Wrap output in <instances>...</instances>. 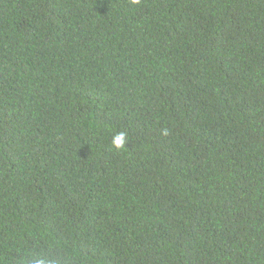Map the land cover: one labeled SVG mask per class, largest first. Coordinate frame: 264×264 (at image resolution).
Masks as SVG:
<instances>
[{"label":"trees","instance_id":"trees-1","mask_svg":"<svg viewBox=\"0 0 264 264\" xmlns=\"http://www.w3.org/2000/svg\"><path fill=\"white\" fill-rule=\"evenodd\" d=\"M41 255L264 264V0H0V264Z\"/></svg>","mask_w":264,"mask_h":264},{"label":"clouds","instance_id":"clouds-1","mask_svg":"<svg viewBox=\"0 0 264 264\" xmlns=\"http://www.w3.org/2000/svg\"><path fill=\"white\" fill-rule=\"evenodd\" d=\"M132 3H139V0H132ZM163 134L165 136L168 135L167 130H164ZM129 142L128 135L126 132H119L118 134L114 135L112 138V145L114 149H123L126 147V144ZM30 264H52V261L46 256H36L33 257Z\"/></svg>","mask_w":264,"mask_h":264}]
</instances>
